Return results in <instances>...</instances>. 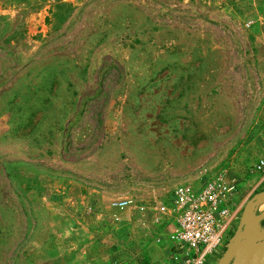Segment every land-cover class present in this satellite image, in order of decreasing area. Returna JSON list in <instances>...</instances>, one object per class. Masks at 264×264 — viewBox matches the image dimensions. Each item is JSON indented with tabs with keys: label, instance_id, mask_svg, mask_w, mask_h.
<instances>
[{
	"label": "rangeland",
	"instance_id": "374dc122",
	"mask_svg": "<svg viewBox=\"0 0 264 264\" xmlns=\"http://www.w3.org/2000/svg\"><path fill=\"white\" fill-rule=\"evenodd\" d=\"M260 161L264 0H0V264H172L157 205Z\"/></svg>",
	"mask_w": 264,
	"mask_h": 264
},
{
	"label": "built area",
	"instance_id": "2783aa9c",
	"mask_svg": "<svg viewBox=\"0 0 264 264\" xmlns=\"http://www.w3.org/2000/svg\"><path fill=\"white\" fill-rule=\"evenodd\" d=\"M264 167L260 161L257 170ZM238 197L234 180L219 173L205 177L197 186L175 188L170 205L156 212L174 225L172 264H207L225 247L231 232L228 219Z\"/></svg>",
	"mask_w": 264,
	"mask_h": 264
},
{
	"label": "water",
	"instance_id": "95a60500",
	"mask_svg": "<svg viewBox=\"0 0 264 264\" xmlns=\"http://www.w3.org/2000/svg\"><path fill=\"white\" fill-rule=\"evenodd\" d=\"M259 203H264V196L254 197L248 202L245 212L251 211L252 207ZM264 218V212L254 221L249 222V226L257 224ZM243 224V223H242ZM239 232L232 237L228 248L223 253L217 264H264V238L260 240H251L245 242L247 237V228L239 227Z\"/></svg>",
	"mask_w": 264,
	"mask_h": 264
},
{
	"label": "crops",
	"instance_id": "0c3cea01",
	"mask_svg": "<svg viewBox=\"0 0 264 264\" xmlns=\"http://www.w3.org/2000/svg\"><path fill=\"white\" fill-rule=\"evenodd\" d=\"M238 195H239V190H238ZM235 201H236L235 206L233 208L231 216L228 219V223H229L231 232L233 234L232 237H234L239 232L238 229L242 225V229L247 228V234H246L247 237H246L245 242L248 243V241H251V240L257 241V240L263 239L264 238V218L258 221L257 224H252L249 227L247 226L249 225V222L254 221L257 217H259L264 212V209H260V207H263L264 203H259L257 206L252 207L251 211L245 212V209L248 203L242 207L243 200H240V197L239 198L237 197ZM259 210L261 211L259 212ZM219 260H217V262Z\"/></svg>",
	"mask_w": 264,
	"mask_h": 264
}]
</instances>
